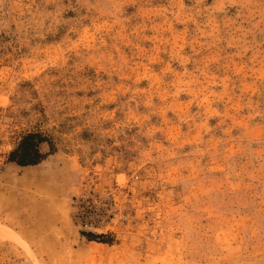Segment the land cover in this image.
Instances as JSON below:
<instances>
[{"label":"rangeland","instance_id":"rangeland-1","mask_svg":"<svg viewBox=\"0 0 264 264\" xmlns=\"http://www.w3.org/2000/svg\"><path fill=\"white\" fill-rule=\"evenodd\" d=\"M0 264H264V0H0Z\"/></svg>","mask_w":264,"mask_h":264},{"label":"trees","instance_id":"trees-1","mask_svg":"<svg viewBox=\"0 0 264 264\" xmlns=\"http://www.w3.org/2000/svg\"><path fill=\"white\" fill-rule=\"evenodd\" d=\"M43 142L42 138L37 134L27 135L20 144L19 149L12 154L11 161L23 167L40 164L46 158L39 151V146ZM86 235L88 237L95 236L94 234Z\"/></svg>","mask_w":264,"mask_h":264},{"label":"built area","instance_id":"built-area-1","mask_svg":"<svg viewBox=\"0 0 264 264\" xmlns=\"http://www.w3.org/2000/svg\"><path fill=\"white\" fill-rule=\"evenodd\" d=\"M85 220H87V219H85ZM84 226L86 228H101L104 225L102 222H98V224H97V223H94L92 221L87 220V221H84Z\"/></svg>","mask_w":264,"mask_h":264}]
</instances>
